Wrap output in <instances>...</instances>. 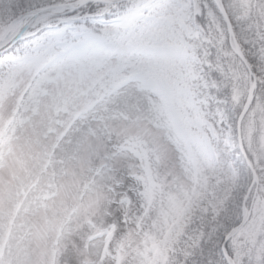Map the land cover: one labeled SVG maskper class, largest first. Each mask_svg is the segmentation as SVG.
I'll list each match as a JSON object with an SVG mask.
<instances>
[{
    "label": "snow or ice",
    "instance_id": "obj_1",
    "mask_svg": "<svg viewBox=\"0 0 264 264\" xmlns=\"http://www.w3.org/2000/svg\"><path fill=\"white\" fill-rule=\"evenodd\" d=\"M0 264H264V0H0Z\"/></svg>",
    "mask_w": 264,
    "mask_h": 264
}]
</instances>
